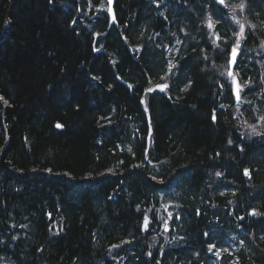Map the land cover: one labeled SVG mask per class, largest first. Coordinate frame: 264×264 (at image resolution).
<instances>
[{
    "label": "trees",
    "instance_id": "obj_1",
    "mask_svg": "<svg viewBox=\"0 0 264 264\" xmlns=\"http://www.w3.org/2000/svg\"><path fill=\"white\" fill-rule=\"evenodd\" d=\"M225 2L0 0V264H264V0Z\"/></svg>",
    "mask_w": 264,
    "mask_h": 264
},
{
    "label": "water",
    "instance_id": "obj_2",
    "mask_svg": "<svg viewBox=\"0 0 264 264\" xmlns=\"http://www.w3.org/2000/svg\"><path fill=\"white\" fill-rule=\"evenodd\" d=\"M218 4H221V0H216ZM234 57H235V52H233V54L231 55V59H230V71L229 74L231 75L233 66H234ZM234 83V90L235 92L237 91V81L236 79L233 80Z\"/></svg>",
    "mask_w": 264,
    "mask_h": 264
},
{
    "label": "bare ground",
    "instance_id": "obj_3",
    "mask_svg": "<svg viewBox=\"0 0 264 264\" xmlns=\"http://www.w3.org/2000/svg\"><path fill=\"white\" fill-rule=\"evenodd\" d=\"M250 216H253V212H250ZM173 242H176V241L171 240V241H170V245H171V243H173Z\"/></svg>",
    "mask_w": 264,
    "mask_h": 264
}]
</instances>
